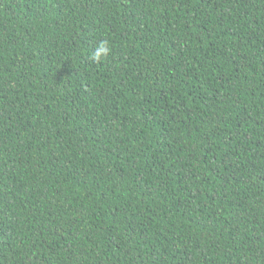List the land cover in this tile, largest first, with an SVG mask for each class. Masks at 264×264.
<instances>
[{"label": "trees", "instance_id": "1", "mask_svg": "<svg viewBox=\"0 0 264 264\" xmlns=\"http://www.w3.org/2000/svg\"><path fill=\"white\" fill-rule=\"evenodd\" d=\"M0 264H264V0H0Z\"/></svg>", "mask_w": 264, "mask_h": 264}, {"label": "clouds", "instance_id": "2", "mask_svg": "<svg viewBox=\"0 0 264 264\" xmlns=\"http://www.w3.org/2000/svg\"><path fill=\"white\" fill-rule=\"evenodd\" d=\"M108 51H109V49H108L107 41L101 42L96 53L93 55V59L99 60L101 55H107Z\"/></svg>", "mask_w": 264, "mask_h": 264}]
</instances>
